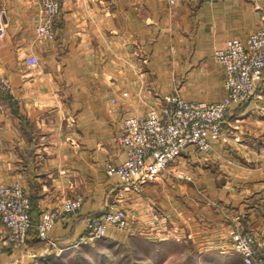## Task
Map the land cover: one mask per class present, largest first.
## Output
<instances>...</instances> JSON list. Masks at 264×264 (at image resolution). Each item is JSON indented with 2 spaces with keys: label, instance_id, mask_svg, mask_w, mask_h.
Segmentation results:
<instances>
[{
  "label": "crops",
  "instance_id": "0c3cea01",
  "mask_svg": "<svg viewBox=\"0 0 264 264\" xmlns=\"http://www.w3.org/2000/svg\"><path fill=\"white\" fill-rule=\"evenodd\" d=\"M37 1L0 0V74L10 86L0 91V182H21L31 201L24 243L5 244L0 219V264H49L81 242L86 218L106 207H124L128 218L142 211L150 218L153 208L156 218L205 240L257 233L264 252V207L239 195L264 196V140L246 131L253 122L264 131V70L207 151L185 150L136 189L105 170L125 158L112 137L126 114L144 110L142 97L156 104L169 93L190 101L224 97L225 67L214 51L261 26L264 0H59L55 38L41 44L34 40ZM76 193L84 197L80 209L40 239V212Z\"/></svg>",
  "mask_w": 264,
  "mask_h": 264
},
{
  "label": "built area",
  "instance_id": "2783aa9c",
  "mask_svg": "<svg viewBox=\"0 0 264 264\" xmlns=\"http://www.w3.org/2000/svg\"><path fill=\"white\" fill-rule=\"evenodd\" d=\"M212 1V0H207ZM173 3V0H170ZM38 21L34 40L44 43L55 38L54 21L59 13V0H38ZM3 30L0 17V32ZM215 58L225 67L224 97L216 102L190 101L178 93L163 95L158 104L143 97V111L124 116L120 131L112 140L125 154L118 164H107L109 175H116L124 188H137L140 183L153 181L185 150L207 151L209 138L221 136L225 115L233 105L251 97L256 81L264 70V18L261 26L245 40L233 37L223 48L214 51ZM37 58H26L29 65ZM0 88L8 90L9 84L0 74ZM123 95H127L124 91ZM83 195L76 193L65 198L58 207L43 209L37 224V236L46 239L53 224L66 214L76 213L83 202ZM30 199L19 181L0 183V219L6 228L3 242L19 245L25 242L30 227ZM83 242L106 234L110 226L126 229L129 219L123 208L106 207L85 220ZM231 246L243 264H264L261 242L250 233L230 231Z\"/></svg>",
  "mask_w": 264,
  "mask_h": 264
},
{
  "label": "rangeland",
  "instance_id": "374dc122",
  "mask_svg": "<svg viewBox=\"0 0 264 264\" xmlns=\"http://www.w3.org/2000/svg\"><path fill=\"white\" fill-rule=\"evenodd\" d=\"M7 83L9 84L8 80ZM0 91L5 90L0 88ZM256 123L253 122L247 128L248 137H251L250 139L259 137L264 140V131L258 133L254 130V128H258ZM245 152L251 153L247 150ZM261 168L264 170V166ZM177 177L185 179L189 185H193V177L191 180L186 178L183 173L178 174ZM185 193L192 196L187 188ZM198 195L201 198L204 197L201 189L198 190ZM239 195L246 199L244 201L248 205L261 204L264 207L263 194L257 195L248 191ZM184 198L186 199L185 205L192 207V204L187 203L188 197ZM119 208L125 210L124 207ZM149 211L150 215L152 214L150 218H147L146 211H142L143 214L137 216L133 215V218H128L130 222L128 228L122 230L110 226L104 236L75 243L74 247L63 251L49 264H241L239 254L231 246L230 233L229 237L226 233L223 236L218 234L219 237L215 241L209 238L205 240L203 237H199L200 240L194 237L195 233H192L191 227H187L181 232L180 229H174L170 225L172 223L170 218L162 219L161 215L156 218L154 216L156 209L152 208ZM261 214L264 220V212L261 211ZM130 219H133V222ZM149 223H152L153 229L150 228ZM184 224L186 222L183 220L182 225ZM247 233L258 236L257 233ZM208 234L210 235L209 232Z\"/></svg>",
  "mask_w": 264,
  "mask_h": 264
},
{
  "label": "trees",
  "instance_id": "16d2710c",
  "mask_svg": "<svg viewBox=\"0 0 264 264\" xmlns=\"http://www.w3.org/2000/svg\"><path fill=\"white\" fill-rule=\"evenodd\" d=\"M30 203H31V201H30ZM30 209H31V207H30Z\"/></svg>",
  "mask_w": 264,
  "mask_h": 264
}]
</instances>
